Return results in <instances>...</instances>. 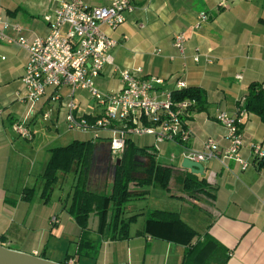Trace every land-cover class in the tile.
I'll return each mask as SVG.
<instances>
[{
  "label": "crops",
  "instance_id": "obj_1",
  "mask_svg": "<svg viewBox=\"0 0 264 264\" xmlns=\"http://www.w3.org/2000/svg\"><path fill=\"white\" fill-rule=\"evenodd\" d=\"M84 2L95 6L106 0ZM132 3L134 9L125 13L121 25L113 30L102 26L117 43L108 50L110 61L94 78L95 85L103 92L116 91L121 85L120 73L128 70L142 79L161 78V84L153 85L159 99L163 97L160 91L175 90L177 81L186 87H200L206 103L201 110L192 108L185 117L192 131L185 146L200 150L203 141L212 138L225 148L226 128L216 119L218 112L235 113L249 84L264 82V0ZM56 5L57 0H0V19L8 23L5 33L16 36L13 27L19 26L20 34L28 40L45 36L48 28L44 16L52 14ZM200 12L207 13L208 18L195 29ZM177 32H184L186 37L183 54L173 46ZM27 58V51L17 44H0V244L56 262L69 258L67 264H184L183 241L164 240L156 247L149 246L148 238L146 243L137 238L130 244L131 237L118 240L105 232L99 234L96 221L88 226L93 246L77 252L82 230L71 206L80 167L74 163L70 170L58 171L49 195L43 197L42 174L50 149L73 141L90 142L86 190L101 195L111 192L122 152L112 154L106 138L92 139L89 133L68 128V87H48L31 107L22 102L19 96L25 93L22 76ZM54 94L60 98L52 99ZM90 98L86 90L75 91L78 116L94 118L101 114L102 107L94 98L91 105ZM15 120L29 127L30 139L13 132ZM241 131L240 154L248 165L242 169L232 159H225L223 164L209 159L201 162L203 175L180 168L184 155L179 143L164 141L154 150L152 136H130L136 146L146 148L152 164L169 169L171 177L167 187L156 185L155 177L146 183H129L134 195L125 203L121 217L150 218L153 210L174 212L195 233L192 241L207 234L225 248V264H264V167H258L259 159L252 151L253 145L264 151V122L244 110ZM139 137L146 138L144 145L136 143ZM146 156L138 160L145 164ZM187 175L204 179L203 191L184 189ZM27 188L34 190L28 199L23 194ZM88 218L99 215L93 211ZM147 246L151 251L145 250Z\"/></svg>",
  "mask_w": 264,
  "mask_h": 264
},
{
  "label": "built area",
  "instance_id": "obj_2",
  "mask_svg": "<svg viewBox=\"0 0 264 264\" xmlns=\"http://www.w3.org/2000/svg\"><path fill=\"white\" fill-rule=\"evenodd\" d=\"M133 9L132 0H106V3L95 6H88L84 0H57L53 13L44 16L47 34L33 40L21 35L19 26L13 27L16 36L7 35L4 30L8 23L0 19V44L14 43L28 53L22 76L25 93L19 96L21 101L31 107L48 87L56 90L65 86L69 88L65 103L68 128L89 133L92 139L106 138L112 154L121 153L130 136L149 135L153 137L154 150H158L161 142H177L183 147L184 157L190 160L203 162L218 159L223 164L225 159H232L244 169L248 163L240 154L243 101L235 113L219 111L216 116L226 128L228 145L220 148L215 140L206 138L202 148L196 150L185 146L192 134L185 117L196 102L194 99L173 101L171 91H160L163 97L159 99L153 92V85L161 84V78L142 79L123 70L118 90L101 92L95 86L94 78L100 74L104 63L110 61L108 50L117 43L104 32L102 26L111 30L117 28L125 21V13ZM207 18V13L200 12L194 28H199ZM185 41L184 32L173 35V46L180 54L184 53ZM194 60L198 57L194 56ZM184 87L186 84L183 81H177L175 90ZM78 89L86 90L102 107L99 116L87 118L76 114L73 97ZM59 98V94L52 96V99ZM43 117L47 118V114ZM11 128L18 136L25 139L32 137L31 130L21 120L13 121ZM252 151L257 159L264 156L259 145H253Z\"/></svg>",
  "mask_w": 264,
  "mask_h": 264
},
{
  "label": "trees",
  "instance_id": "obj_3",
  "mask_svg": "<svg viewBox=\"0 0 264 264\" xmlns=\"http://www.w3.org/2000/svg\"><path fill=\"white\" fill-rule=\"evenodd\" d=\"M173 101L194 99L193 108L201 110L206 103L205 92L202 88L191 86L171 91ZM243 109L257 115L264 122V82H251L243 101ZM91 144L87 141H73L64 146L50 149V157L42 174V196L49 195L56 182L58 171H68L75 163L80 167L78 180L74 185L71 211L74 220L82 230L78 241L77 252L81 249H90L93 241L88 238V216L91 212L99 215L97 232H105L110 239H126V233H117L120 225L121 231L128 226V220L120 219L125 203L134 195L129 190V183H146L152 177L158 178L156 185L167 187L171 177L169 169L162 165L152 164V159L146 156V148L136 146L129 139L126 140L124 150L119 155L116 165L115 178L109 194H96L86 190V169L89 166ZM146 156L147 163H142L139 157ZM258 167H264V156L258 161ZM155 169V170H154ZM159 172V175H158ZM204 179L194 175H187L183 180L184 189L191 193L203 191ZM32 188L24 190V198L28 199L33 193ZM108 214V218H106ZM136 218L129 217V220ZM146 231L156 233L169 241H183L184 264H225V248L210 235H204L192 241L194 232L184 224L174 212L153 210L150 218H146ZM67 258L64 262L67 264Z\"/></svg>",
  "mask_w": 264,
  "mask_h": 264
},
{
  "label": "water",
  "instance_id": "obj_4",
  "mask_svg": "<svg viewBox=\"0 0 264 264\" xmlns=\"http://www.w3.org/2000/svg\"><path fill=\"white\" fill-rule=\"evenodd\" d=\"M118 162V160H117ZM180 168L189 170L190 173L203 175V165L201 162L190 160L184 157ZM0 264H65L52 261L50 259L12 249L0 244Z\"/></svg>",
  "mask_w": 264,
  "mask_h": 264
},
{
  "label": "rangeland",
  "instance_id": "obj_5",
  "mask_svg": "<svg viewBox=\"0 0 264 264\" xmlns=\"http://www.w3.org/2000/svg\"><path fill=\"white\" fill-rule=\"evenodd\" d=\"M98 90L103 92L99 88H98ZM90 100H91L90 101L91 105H93L94 104L93 97H91ZM55 132L56 131H54V133ZM136 143L139 144V145H144L146 143V138L145 137H139V138L136 139ZM114 165L115 164L113 163L112 167H114ZM120 219H123L125 221L128 220V226H127L126 232H125V230L121 231V228H120L121 224H120L117 227L116 232L118 231L117 233H126V235L128 237H131L130 239H133V240H132V242L130 244H134V242L137 240V238H139V240H137V241H141L142 243H146V238H148L151 241L149 246H151V244L152 245L156 244L155 245L156 247L158 246V244L161 243V241H164V240L165 241H169L168 239H165V238L161 237L160 235L157 236L156 233L153 234V232L146 231V218H136L135 220H129V218H120ZM95 221H96V227H97L98 226V218H88V226H91ZM170 242H173V241H170ZM170 244H172L171 246L173 248L175 247L174 243H170ZM144 248H145V246L143 244V249L142 250H144ZM145 250L149 251L150 247L147 246ZM147 256L149 257V255H147ZM139 259H141V255L139 256ZM76 264H94V263L81 262V263H76Z\"/></svg>",
  "mask_w": 264,
  "mask_h": 264
}]
</instances>
